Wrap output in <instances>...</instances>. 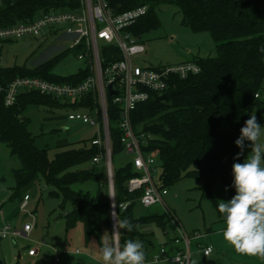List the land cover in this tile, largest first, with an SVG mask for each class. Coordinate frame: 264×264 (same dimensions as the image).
<instances>
[{
  "label": "trees",
  "instance_id": "obj_1",
  "mask_svg": "<svg viewBox=\"0 0 264 264\" xmlns=\"http://www.w3.org/2000/svg\"><path fill=\"white\" fill-rule=\"evenodd\" d=\"M114 12L145 5L147 11L130 26L133 34H140L158 25L156 8L167 3L176 6L182 14V23L195 32L207 31L215 42V56H194L190 60L199 66L196 73L185 77L172 75L164 93L166 99L155 101L150 93L146 101L137 103L131 111V123L137 132L147 136L142 149L151 153L160 165L157 186L165 188L185 177L204 180L203 196L215 207L218 203L210 193L218 178L234 195L232 165L240 149L235 145L249 114L255 113L264 125V0H107ZM79 0H1L0 29L19 22H30L50 11H71L79 8ZM63 49L53 57L36 64L32 69L0 68V87L17 76L40 75L55 81H77L85 74L78 69L69 76L52 73L54 63L60 60ZM110 96H108V99ZM60 99L35 91L20 93L14 104L6 106L0 91V142L17 156L19 166L12 169L15 194L23 198L26 191L42 182L47 194L59 200L66 230L77 222L82 224L83 240H94L102 246L101 226L111 227V204L108 193L98 200L88 193L71 188L78 181L100 180L108 191L106 169L102 161L92 158L100 151L91 139L77 143L67 142L54 147L39 148L28 130V121L22 116L29 104L59 107ZM87 101V100H86ZM84 103V102H83ZM86 103V102H85ZM76 108L75 104H64ZM85 105H88L86 103ZM111 155L121 151L120 131L116 128L118 108L108 104ZM225 122L226 129H221ZM239 162H242V157ZM130 161L112 167L113 193L117 221L129 219L139 233L141 222L161 218L157 214L135 217L132 209L140 204L141 190L128 192L126 181L136 175ZM102 179V180H101ZM128 202L129 208L119 204ZM141 205V204H140ZM126 236L120 232L119 240ZM142 239V238H141ZM140 239V241H141ZM205 246V245H203ZM201 246V248L203 247Z\"/></svg>",
  "mask_w": 264,
  "mask_h": 264
},
{
  "label": "rangeland",
  "instance_id": "obj_2",
  "mask_svg": "<svg viewBox=\"0 0 264 264\" xmlns=\"http://www.w3.org/2000/svg\"><path fill=\"white\" fill-rule=\"evenodd\" d=\"M156 13L158 25L140 34L145 51L135 57L136 63L156 68L177 64L194 56L216 55L215 42L210 34L207 31L195 32L184 25L182 14L176 6L167 3L159 4ZM54 30L56 27L44 28L38 36L1 37L0 68L32 69L36 64L53 57L68 44L67 41H60L55 36ZM84 65V62L77 58L76 50L68 49L65 50L62 58L54 63L51 71L60 76H69L78 69H83ZM59 102L62 106L53 108L29 104L22 113L28 121V130L34 136L36 146L48 147L50 153L57 145L67 142L77 143L82 139H89L94 133L92 126L67 119L68 112L73 109L64 104H71L70 101L60 100ZM226 127V123L223 122L221 129ZM261 140L264 141V136ZM244 143L245 157H242V161L248 154L250 155V149L247 147L250 142ZM130 158V155L123 150L115 152L111 158L112 167L118 168L130 161ZM18 166V157L11 154L6 145L0 142V203L2 201L6 214L9 213L4 222L12 229H21L26 220L36 222L30 238L27 239L28 243L32 238L47 240L46 227L48 222L51 225L54 217L58 215L59 200L48 195L46 186L40 182L26 191L30 197L26 208L24 210L17 208L19 201L15 194L12 169ZM156 175H160L159 162ZM203 186L204 180L185 177L165 187L167 193L162 196L164 204L157 203L149 207L136 204L133 207L132 212L135 217L157 214L161 218L160 222L151 219L138 224L139 233L151 231L155 235L150 237L151 244H146L145 247L150 250L157 249L161 245H172L173 239L179 236L177 233V227H179L190 237L191 264H264V258L238 253L224 239V221L217 207L203 196ZM71 188L81 193H88L100 201L107 195L106 187L101 185L100 180L95 179L75 182ZM210 193L217 203H220V200H228L223 183L218 178L213 182ZM52 209L53 212H51ZM31 214L34 215V220ZM194 233H199L202 237L195 238ZM124 235L125 240H119L121 246L129 239L140 241L139 235H132L127 231ZM198 242L201 245L207 242L212 244L214 252L211 258H204ZM178 246L183 247L184 243L180 241ZM18 250L20 253L26 250L21 238L16 237V245L10 237L0 239V264H25V259L16 258ZM51 260L41 256L39 264H45Z\"/></svg>",
  "mask_w": 264,
  "mask_h": 264
},
{
  "label": "built area",
  "instance_id": "obj_3",
  "mask_svg": "<svg viewBox=\"0 0 264 264\" xmlns=\"http://www.w3.org/2000/svg\"><path fill=\"white\" fill-rule=\"evenodd\" d=\"M79 1V8L76 10L50 11L30 22H19L0 29V38L38 36L44 28L56 27L55 36L60 41L68 42L67 46L61 50L75 49L77 58L85 64L83 68L85 74L73 82L55 81L40 75L17 76L4 87H0V91L3 92L6 106L14 104L20 93L28 91L70 101L77 106L68 112L67 119L80 121L94 129L91 144L96 145L100 151L92 158V161L95 163L102 161L105 166L111 216L114 221L115 202L114 193L112 194L108 104L118 108L116 128L120 131V143L123 151L130 155V162L137 173L126 181L127 191L141 190L138 201L143 207L157 203L164 204L162 196L167 192L165 188L157 186V159L142 149V146L146 144L147 136L133 128L131 111L137 103L146 101L151 92L156 95L164 93L172 75L185 77L189 73H196L199 66L191 60L156 68L136 63L135 57L145 51V46L140 36L130 31V26L146 13L145 5L117 13L109 6L107 0ZM109 85L113 93H109ZM108 96H110L109 99ZM85 102L88 105H85ZM28 198L29 195L25 194L20 209L26 208ZM127 206L128 202L119 204L121 209ZM31 216L34 219V215L31 214ZM32 227L33 222L24 223L20 230L0 223V238L28 233ZM177 230L179 236L174 241L176 243L182 241L184 246L167 259L171 264H189L190 237L180 228ZM200 236L199 233H194V237ZM201 249L205 255L213 252L211 245H205ZM36 253L35 245L27 249V254L30 256ZM156 256L159 260L165 258V250L161 248ZM59 263L60 255L56 254L50 264Z\"/></svg>",
  "mask_w": 264,
  "mask_h": 264
},
{
  "label": "clouds",
  "instance_id": "obj_4",
  "mask_svg": "<svg viewBox=\"0 0 264 264\" xmlns=\"http://www.w3.org/2000/svg\"><path fill=\"white\" fill-rule=\"evenodd\" d=\"M264 53V45L259 47ZM264 129L257 121L255 113L240 129V137L235 145L240 149L232 165V184L234 195L228 200H220L217 205L218 213L224 221V239L238 253L264 258ZM245 141L250 142V149L245 157ZM228 190L227 188L225 189ZM133 223L125 218L113 224L112 243L103 238L97 264H145L146 256L143 243L139 240H127L121 246L119 243L120 230L132 232ZM158 256L153 257L157 264Z\"/></svg>",
  "mask_w": 264,
  "mask_h": 264
},
{
  "label": "crops",
  "instance_id": "obj_5",
  "mask_svg": "<svg viewBox=\"0 0 264 264\" xmlns=\"http://www.w3.org/2000/svg\"><path fill=\"white\" fill-rule=\"evenodd\" d=\"M190 59H187V60H190ZM107 193H108V197H109V201H110L109 186H108ZM29 198H28L27 202L29 201ZM18 201H19V204L17 205V208L20 207V204L22 203L23 198L18 197ZM53 209L55 210V208H53ZM53 209L51 212L54 211ZM61 213L63 214V213H65V211L60 209L58 211V215L56 217H54L55 219L52 221L51 225L48 222V226L46 227V234H45V237L47 240H38V239L32 238V239H29L30 243H28L27 239L30 238L31 233L33 232L34 227L36 226V222L35 223L33 222L34 225L28 233H21V235H18V236L9 235L6 237V238L10 237V240L15 245H16V237H17V239L21 238L23 241V244L26 246V250L23 251L22 253H20L19 250L17 251L16 258L18 260L19 259L20 260L25 259V264H39L41 256L43 258H45L46 260L47 259L51 260L56 254H59L60 255V263L59 264H97V261L99 259V254H100V248L98 247L97 242L94 240L90 241L89 243L84 242V240H83V228H82V224L80 222H77L71 229H69L67 231L65 219L63 218ZM8 215H9V213L6 214L5 210L3 209V203L1 201V203H0V223L6 224L4 221H5L6 217H8ZM26 222H28V220H26L25 223ZM111 222H112L111 227H106L104 225L101 226V239H102V241H103V238L107 239L110 244L112 243L111 236L113 233V224L117 223L116 211H115L114 221H113V218L111 216ZM49 228H50V230H49ZM177 228H179V227H177ZM121 231H122V233H124L126 230H120V232ZM177 233H178V230H177ZM143 234H145V235H142V236L140 235L139 239L142 238L141 241L143 243V250L145 252V256L148 258L145 260V264H153V257L160 253L161 248H163L165 250V256L166 257L160 259L157 262V264H171L167 258L174 256L177 253V251L182 248V247L178 246L180 244V242L176 243L174 241V239H175L174 238L172 245H168V246L161 245L157 249L153 248V249L148 250V248H146L145 245L146 244L150 245L151 244L150 237L155 236V235L151 231L150 232L145 231V232H143ZM200 237H202V235ZM200 237H198V238H200ZM0 239H5V238H0ZM189 244H190V242H189ZM33 245L37 246V253L34 256H30L27 254V249ZM198 245L200 246V248L203 245H211L212 246V244L208 243V242L204 243L202 245L200 244V242H198ZM189 250H190V245H189ZM213 252H214V249H213ZM212 253L209 255H205L203 253L204 258H206V259L211 258ZM51 261H47V262H45V264L46 263L50 264ZM189 264H191V254H190Z\"/></svg>",
  "mask_w": 264,
  "mask_h": 264
},
{
  "label": "water",
  "instance_id": "obj_6",
  "mask_svg": "<svg viewBox=\"0 0 264 264\" xmlns=\"http://www.w3.org/2000/svg\"><path fill=\"white\" fill-rule=\"evenodd\" d=\"M108 88H109V93H113V91L110 90V85L108 86ZM166 97H167L166 93H162L160 95H156L155 101H162V100L166 99ZM112 194H113V188H112ZM128 208H129V206L127 207V209Z\"/></svg>",
  "mask_w": 264,
  "mask_h": 264
}]
</instances>
